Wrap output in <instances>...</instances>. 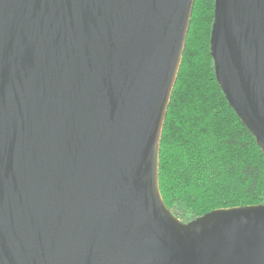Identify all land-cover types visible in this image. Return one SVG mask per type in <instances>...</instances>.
Wrapping results in <instances>:
<instances>
[{
	"label": "water",
	"instance_id": "1",
	"mask_svg": "<svg viewBox=\"0 0 264 264\" xmlns=\"http://www.w3.org/2000/svg\"><path fill=\"white\" fill-rule=\"evenodd\" d=\"M195 0H0V264H264V204L183 223L159 186ZM217 81L264 153V0H218Z\"/></svg>",
	"mask_w": 264,
	"mask_h": 264
},
{
	"label": "trees",
	"instance_id": "2",
	"mask_svg": "<svg viewBox=\"0 0 264 264\" xmlns=\"http://www.w3.org/2000/svg\"><path fill=\"white\" fill-rule=\"evenodd\" d=\"M218 0H195L159 156V186L183 223L264 204V153L217 81L211 42Z\"/></svg>",
	"mask_w": 264,
	"mask_h": 264
}]
</instances>
